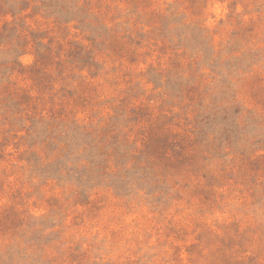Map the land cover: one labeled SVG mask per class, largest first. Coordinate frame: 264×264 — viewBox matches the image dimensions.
Here are the masks:
<instances>
[{
  "label": "rangeland",
  "instance_id": "rangeland-1",
  "mask_svg": "<svg viewBox=\"0 0 264 264\" xmlns=\"http://www.w3.org/2000/svg\"><path fill=\"white\" fill-rule=\"evenodd\" d=\"M0 264H264V0H0Z\"/></svg>",
  "mask_w": 264,
  "mask_h": 264
}]
</instances>
